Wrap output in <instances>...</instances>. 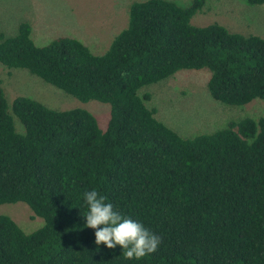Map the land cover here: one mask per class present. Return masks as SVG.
<instances>
[{"label":"trees","instance_id":"trees-1","mask_svg":"<svg viewBox=\"0 0 264 264\" xmlns=\"http://www.w3.org/2000/svg\"><path fill=\"white\" fill-rule=\"evenodd\" d=\"M203 6L133 2L102 54L67 36L37 45L28 23L0 34L1 66L109 107L102 129L85 109L9 104L0 82V205L24 203L43 220L25 233L0 214V264H264V115L186 139L139 95L181 70L207 69L214 100L264 101V39L193 25ZM93 189L160 237L157 250L137 261L97 246L84 219Z\"/></svg>","mask_w":264,"mask_h":264},{"label":"rangeland","instance_id":"rangeland-1","mask_svg":"<svg viewBox=\"0 0 264 264\" xmlns=\"http://www.w3.org/2000/svg\"><path fill=\"white\" fill-rule=\"evenodd\" d=\"M143 0H0V34L14 36L21 23L31 26L35 44L45 45L57 37L80 40L92 53H104L113 38L128 22L131 3ZM187 7L192 0H167ZM191 23L205 26L218 23L229 31L264 39V5L244 0H204L203 9ZM207 69L181 70L173 76L141 88L139 95L153 109L157 120L181 138L209 134L229 122L264 115V101L254 99L243 106H230L214 100L208 90ZM0 82L9 104L27 97L54 110L85 109L104 129L109 107L96 101L82 103L44 82L25 69H6L0 65ZM21 130L19 124H16ZM0 214L9 216L25 233L43 225L24 203L0 205Z\"/></svg>","mask_w":264,"mask_h":264},{"label":"clouds","instance_id":"clouds-1","mask_svg":"<svg viewBox=\"0 0 264 264\" xmlns=\"http://www.w3.org/2000/svg\"><path fill=\"white\" fill-rule=\"evenodd\" d=\"M84 201L88 206L85 225L95 230L97 246L103 244L109 250L119 246L126 259L137 261L157 250L161 238L142 223L114 212L113 205L97 190L85 192Z\"/></svg>","mask_w":264,"mask_h":264}]
</instances>
